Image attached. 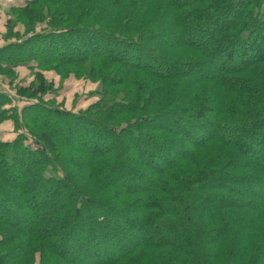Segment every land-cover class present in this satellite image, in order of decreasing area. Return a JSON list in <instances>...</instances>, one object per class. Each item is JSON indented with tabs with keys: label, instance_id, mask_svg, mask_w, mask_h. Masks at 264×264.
<instances>
[{
	"label": "trees",
	"instance_id": "trees-1",
	"mask_svg": "<svg viewBox=\"0 0 264 264\" xmlns=\"http://www.w3.org/2000/svg\"><path fill=\"white\" fill-rule=\"evenodd\" d=\"M8 16L0 75L28 67L13 89L35 102L18 113L0 93L17 134L0 142V264H264V0H27ZM48 70L96 83L94 103L56 105Z\"/></svg>",
	"mask_w": 264,
	"mask_h": 264
},
{
	"label": "crops",
	"instance_id": "crops-1",
	"mask_svg": "<svg viewBox=\"0 0 264 264\" xmlns=\"http://www.w3.org/2000/svg\"><path fill=\"white\" fill-rule=\"evenodd\" d=\"M26 1L27 0H0V48L13 42V38L10 39L7 37L6 23L9 19V10L24 5ZM16 30L20 34L23 32L21 26H17ZM14 72L16 73L17 79L15 83L12 84L6 79L3 80V77L0 76V93L12 99L9 107L15 108L19 113L23 107L35 101L17 98L13 86L28 87L33 82V79L30 77V69L26 66H19L14 69ZM43 74L44 78L53 84L54 89H57L56 95H49V99L54 100L56 105L62 107V109L75 113L92 104V101L87 98L88 93L92 92V87H88L87 84L80 83L72 77L67 79V81L65 80V83L63 82L61 85H58L57 75L50 72H45ZM81 84H84V86ZM78 95L81 97L77 98ZM16 136L17 134L14 132V123L11 120H6L0 124V142H12Z\"/></svg>",
	"mask_w": 264,
	"mask_h": 264
},
{
	"label": "rangeland",
	"instance_id": "rangeland-1",
	"mask_svg": "<svg viewBox=\"0 0 264 264\" xmlns=\"http://www.w3.org/2000/svg\"><path fill=\"white\" fill-rule=\"evenodd\" d=\"M17 26H21L22 27V25H20V24H18ZM39 27V26H38ZM36 32H39V29H36ZM35 33V32H34ZM9 34V33H8ZM23 34V33H22ZM15 39H13L12 41H14ZM165 40L166 41H169V42H172V41H174V40H176V36H170V37H165ZM101 43H103V44H105L106 42L104 41V40H99V44H101ZM46 72H50V73H54L55 75H57V73L56 72H53V71H51V70H48V71H46ZM42 74V73H41ZM30 77H31V79H33V81H34V74H33V72H30ZM43 75V78H44V74H42ZM0 76H2L3 77V80L4 79H6V80H8V82L10 83H15V81H16V79H17V76H16V73L14 72V74H13V78L14 79H12V81H10V79L9 78H7L6 76H3V75H0ZM72 76H70V77H67L65 80L67 81V79H70ZM72 78H74V77H72ZM45 80H46V78H44ZM65 80H61V76H58L57 75V81H58V85H61ZM65 81V82H66ZM78 82H80V83H84V84H87V86L88 87H92V92H89L88 93V96H87V98H89L91 101H93V103H94V101H95V99H91L90 97L92 96V93L96 90V88H97V85H96V83H91V82H86V81H84V80H77ZM64 82V83H65ZM23 83H25V82H23ZM84 84H81V85H83L84 86ZM94 87V88H93ZM79 97H81V96H77V98H79ZM86 110V108L85 109H81V110H78L76 113L77 114H79V113H83V111H85ZM84 128L86 129V128H88V127H86V126H84ZM75 129H77V130H74V129H72V131H71V136L70 137H68V140L70 141V143L72 144V145H74V146H78L79 144H81L79 141V136H81V134L83 133L82 132V130H80L79 129V127L78 128H75ZM85 132H86V130H85ZM58 133H60L61 134V136H64V137H66L67 135V133H63V132H61V131H58ZM26 145H30V143L28 142ZM83 145V147L84 148H89L90 147V145L89 144H82ZM121 182V181H120ZM122 183V182H121ZM124 186H126L125 184H124ZM127 187V186H126ZM43 199V198H42ZM31 203V202H30ZM32 204V203H31ZM45 208H47L46 210H45V212L47 211V210H52L50 207H47V206H45ZM57 213V211L56 210H54V214H56ZM53 214V215H54ZM169 234H170V232H162V234L160 235L161 237H164V236H166V237H169ZM146 239H150V237L148 238H146ZM36 264H38V260H37V262H36Z\"/></svg>",
	"mask_w": 264,
	"mask_h": 264
}]
</instances>
